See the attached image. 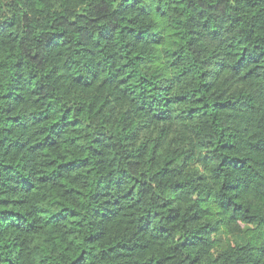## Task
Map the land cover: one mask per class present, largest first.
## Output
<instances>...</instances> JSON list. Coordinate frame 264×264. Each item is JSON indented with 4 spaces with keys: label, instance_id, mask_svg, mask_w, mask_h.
<instances>
[{
    "label": "clouds",
    "instance_id": "9594fccd",
    "mask_svg": "<svg viewBox=\"0 0 264 264\" xmlns=\"http://www.w3.org/2000/svg\"><path fill=\"white\" fill-rule=\"evenodd\" d=\"M0 264H264V0H0Z\"/></svg>",
    "mask_w": 264,
    "mask_h": 264
}]
</instances>
